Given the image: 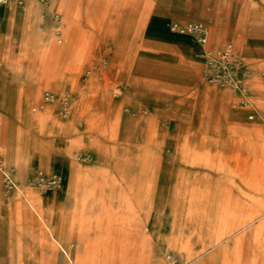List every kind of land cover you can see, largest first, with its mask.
Masks as SVG:
<instances>
[{
  "label": "rangeland",
  "instance_id": "obj_1",
  "mask_svg": "<svg viewBox=\"0 0 264 264\" xmlns=\"http://www.w3.org/2000/svg\"><path fill=\"white\" fill-rule=\"evenodd\" d=\"M36 1L0 4V264H264V0Z\"/></svg>",
  "mask_w": 264,
  "mask_h": 264
},
{
  "label": "bare ground",
  "instance_id": "obj_2",
  "mask_svg": "<svg viewBox=\"0 0 264 264\" xmlns=\"http://www.w3.org/2000/svg\"><path fill=\"white\" fill-rule=\"evenodd\" d=\"M7 0H0V4L1 3H5ZM3 5V4H2ZM36 6L37 8H39V11H42L41 15L44 16V13L45 11H48V12H51V8L50 7H46L44 6L42 3H41V0H37L36 1ZM26 9H29V5H26L25 6ZM45 18V16H44ZM48 30L50 33H52L53 31V28L52 26H50V20H49V23H48ZM92 38V37H91ZM90 38V39H91ZM205 52V51H204ZM231 52V49L229 46L226 47V49L223 50L222 54L223 53H229L230 54ZM222 54L221 53H218V55L220 57H222ZM243 69H244V77L242 78L241 82L240 83H236V84H233V86H221V87H226V88H229L230 90H232L235 94H240V95H243V89H244V83L246 81V79L248 78L249 76V71L247 70L246 68V65H243ZM50 90H52L50 88ZM50 92V91H48ZM117 93V92H116ZM42 115V113H39ZM254 116L252 117H249V119H253L255 117V111L252 113ZM201 133V132H200ZM14 148V147H12ZM11 148V149H12ZM12 161V160H11ZM14 166H15V169L17 170L18 167H19V163L18 161L16 160L15 163H14ZM22 184L25 183V179L23 178V182H21ZM42 219V217H41ZM233 231V230H232ZM228 235V234H227ZM228 236L226 235H222V236H219L217 239H213V240H210L207 244H202L199 242V236L198 234H193V237L191 238V244H190V247L188 248H184L183 250L185 251V249H187L189 251V249H191V251H201V253H205V252H208L212 249H215L216 247H218L220 244L224 243L226 240H227ZM201 241V240H200ZM228 243V242H227Z\"/></svg>",
  "mask_w": 264,
  "mask_h": 264
},
{
  "label": "crops",
  "instance_id": "obj_3",
  "mask_svg": "<svg viewBox=\"0 0 264 264\" xmlns=\"http://www.w3.org/2000/svg\"><path fill=\"white\" fill-rule=\"evenodd\" d=\"M29 7L30 8L28 10L33 9V11L35 12V17H36V19H38L41 16L42 11H39V8H37V6H36V2H35V4H29ZM47 13H48V15L50 14L48 11H47ZM45 19H46V17H45ZM49 20H50V16L46 20L47 24L49 23ZM93 31H96V30H92L91 31L92 34H93ZM34 35H35V31H34ZM26 84H27V82H26ZM22 98L25 99L23 97V95H22ZM25 104H26V100H25ZM205 128H206L205 122L202 121L201 129H200V131L196 132V136L203 135ZM236 149L239 150L238 147ZM261 151H262L261 148H259L258 150H256V153H254V154L253 153H249V155L245 154V155H243L244 156L243 159L248 160L249 164H252L253 167H257L261 163L262 164L264 163V155H261ZM185 252L186 253H194L195 255L201 253V251H191V249H189V251L187 249H185Z\"/></svg>",
  "mask_w": 264,
  "mask_h": 264
},
{
  "label": "built area",
  "instance_id": "obj_4",
  "mask_svg": "<svg viewBox=\"0 0 264 264\" xmlns=\"http://www.w3.org/2000/svg\"><path fill=\"white\" fill-rule=\"evenodd\" d=\"M191 29L195 30V31H198V32H204V29L202 27V25H193V27H191ZM225 54V56H229V53H223Z\"/></svg>",
  "mask_w": 264,
  "mask_h": 264
}]
</instances>
